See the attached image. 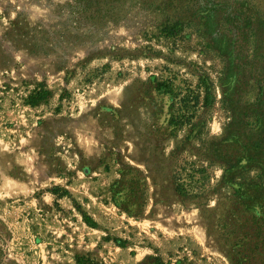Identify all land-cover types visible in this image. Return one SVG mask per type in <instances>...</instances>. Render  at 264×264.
I'll use <instances>...</instances> for the list:
<instances>
[{
	"label": "rangeland",
	"instance_id": "374dc122",
	"mask_svg": "<svg viewBox=\"0 0 264 264\" xmlns=\"http://www.w3.org/2000/svg\"><path fill=\"white\" fill-rule=\"evenodd\" d=\"M111 3L0 0V264H233L215 230L225 164L264 166V0ZM126 166L139 214L113 198Z\"/></svg>",
	"mask_w": 264,
	"mask_h": 264
},
{
	"label": "trees",
	"instance_id": "16d2710c",
	"mask_svg": "<svg viewBox=\"0 0 264 264\" xmlns=\"http://www.w3.org/2000/svg\"><path fill=\"white\" fill-rule=\"evenodd\" d=\"M84 0H76L77 8ZM113 0H96L100 8L106 6L113 7ZM84 9L83 7H79ZM21 32L19 22L12 23L9 31V39L16 44H22L23 40L16 38L15 33ZM25 34V33H24ZM201 83L205 88V102L207 104L214 101L212 94L213 83L209 77H201ZM164 87V86H163ZM170 89V86H167ZM156 89L161 88L155 86ZM51 91L41 87L32 93L29 101L32 105L46 100L50 97ZM233 114V121L230 126L238 121ZM247 154V153H246ZM236 167L242 173L251 167L258 166L260 173L254 177H247L245 174L239 176V180L234 175L238 173ZM225 167L224 181L232 188L228 202L224 203L225 208L222 218L218 220L215 232L226 244H229L233 264H264V166L256 157L241 154L233 162L229 160ZM238 176V175H237ZM194 175L189 176L191 182L195 183ZM175 190L184 197L193 199L199 198V194L192 191L194 184L184 183L178 176H173ZM147 178L144 173L134 167L126 166L120 171V178L112 186V193L115 202L129 214H139L142 210V202L145 196ZM145 264H164L160 257L152 259V262Z\"/></svg>",
	"mask_w": 264,
	"mask_h": 264
}]
</instances>
